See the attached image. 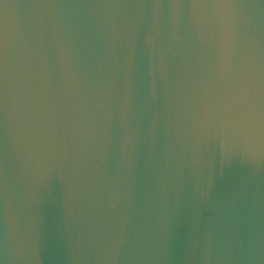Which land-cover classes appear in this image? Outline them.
Instances as JSON below:
<instances>
[{
  "label": "water",
  "instance_id": "95a60500",
  "mask_svg": "<svg viewBox=\"0 0 264 264\" xmlns=\"http://www.w3.org/2000/svg\"><path fill=\"white\" fill-rule=\"evenodd\" d=\"M0 264H264V0H0Z\"/></svg>",
  "mask_w": 264,
  "mask_h": 264
}]
</instances>
